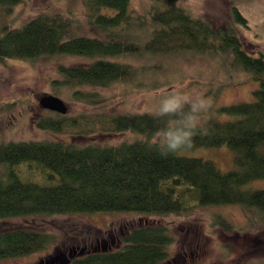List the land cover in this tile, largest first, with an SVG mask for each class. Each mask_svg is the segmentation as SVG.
<instances>
[{"label": "trees", "instance_id": "obj_1", "mask_svg": "<svg viewBox=\"0 0 264 264\" xmlns=\"http://www.w3.org/2000/svg\"><path fill=\"white\" fill-rule=\"evenodd\" d=\"M157 1H164L163 8L143 14L130 10L129 0H86L90 23L108 33L105 37L73 35L71 19L59 12L39 14L20 26L4 24L0 64L41 56L90 58L89 63L58 64L59 79L52 84L74 89L76 100L95 105L106 98L80 88H109L136 76L135 66L116 58L177 52L218 56L224 66L244 71L258 86L250 101L223 105L209 114L208 131L194 137L193 148L226 145L235 153L236 169L221 171L201 157H161L149 147L151 133L162 124L153 113L72 118L46 111L35 125L53 132L54 137L0 143V220L97 211L162 215L189 210L194 201L199 206L239 204L255 210L264 222V188L242 187L264 178V57L245 50L232 23L214 27L178 5V0ZM20 2L0 0V6L7 13ZM102 8L115 12L105 15L100 13ZM231 15L232 22L246 23L235 5ZM134 28H143L147 36L143 40L130 37ZM71 128L85 134L130 131L143 137L99 144L59 136ZM80 231L72 228L70 232H76L72 239H78ZM56 239L54 232L34 221L0 225V260L46 250ZM173 241L167 225L146 221L128 227L119 247H80L68 261L61 255L60 260L61 264H160L168 259Z\"/></svg>", "mask_w": 264, "mask_h": 264}, {"label": "rangeland", "instance_id": "obj_2", "mask_svg": "<svg viewBox=\"0 0 264 264\" xmlns=\"http://www.w3.org/2000/svg\"><path fill=\"white\" fill-rule=\"evenodd\" d=\"M164 1L129 0V9L146 13L163 8ZM178 5L195 16L209 20L214 27L232 23L247 52L264 57V0H178ZM235 5L246 18V23L232 22L231 7ZM59 12L72 21L73 35L105 37L108 33L90 23L91 11L86 0H21L9 12L0 6V28L4 24L15 27L42 13ZM111 8L100 13L112 15ZM227 28V26H225ZM145 29V28H144ZM128 35L143 40L146 30L134 28ZM137 68L130 82L116 83L109 88H80L97 91L105 102L88 105L73 96L74 89L54 87L52 80L59 79L58 64L89 63L83 56H41L32 59H10L0 64V143L20 140H43L54 133L39 129L35 120L46 113L38 99L45 94L60 97L67 105L64 115L115 114L120 112L153 113L158 101L168 91L202 94L212 99L211 114L216 108L247 102L258 86L249 74L224 66L218 56L194 53L128 55L116 58ZM207 115V116H208ZM65 139L78 143H119L143 136L126 131L121 133H79L78 129L61 133ZM178 155L211 160L221 171L236 169L235 153L226 145L197 147ZM244 189L264 188V178L251 180ZM191 209L162 215L139 212H88L45 218L13 217L0 220V225L11 226L34 221L57 235L48 249L25 256L0 260V264H47L56 255L69 256L80 247H119L120 238L131 225L146 221L167 225L174 236L169 246V257L160 264H258L264 262V222L253 209L239 204L199 206L190 201ZM220 220L228 228L219 224ZM72 228L80 229L78 239ZM69 232V233H68ZM78 237V236H77ZM84 238V239H82ZM112 239V242H111ZM65 256V257H66ZM61 264L57 260L52 262Z\"/></svg>", "mask_w": 264, "mask_h": 264}, {"label": "clouds", "instance_id": "obj_3", "mask_svg": "<svg viewBox=\"0 0 264 264\" xmlns=\"http://www.w3.org/2000/svg\"><path fill=\"white\" fill-rule=\"evenodd\" d=\"M212 106V99L202 94L168 91L154 109L162 124L151 133L149 147L163 158L191 150L194 137L208 131L205 121Z\"/></svg>", "mask_w": 264, "mask_h": 264}, {"label": "water", "instance_id": "obj_4", "mask_svg": "<svg viewBox=\"0 0 264 264\" xmlns=\"http://www.w3.org/2000/svg\"><path fill=\"white\" fill-rule=\"evenodd\" d=\"M38 102H39V105L41 106V108L46 109L48 111H53V112H57V113H60V114H65L67 112V110H68V107L64 103V101L60 97L52 95V94L42 95L38 99ZM103 250H106V248L103 247ZM82 252H83V249H80L79 253L82 254ZM60 255L55 256V258H59ZM75 255H76V250H73V253L70 252L68 257L65 255L67 257L66 261H68L69 258H72ZM65 256H64V258H65ZM50 260H54V258H51Z\"/></svg>", "mask_w": 264, "mask_h": 264}, {"label": "flooded vegetation", "instance_id": "obj_5", "mask_svg": "<svg viewBox=\"0 0 264 264\" xmlns=\"http://www.w3.org/2000/svg\"><path fill=\"white\" fill-rule=\"evenodd\" d=\"M111 242H112V239H111ZM101 246H102V247H105L104 244L101 245ZM57 256H58V255H57ZM61 256H62L63 259H65L63 255H61ZM57 260L62 261V259L60 260V257H59V258H55V257H54V260H48L47 262H48V263H52V262H55V261H57ZM51 261H52V262H51ZM48 263H47V264H48Z\"/></svg>", "mask_w": 264, "mask_h": 264}]
</instances>
